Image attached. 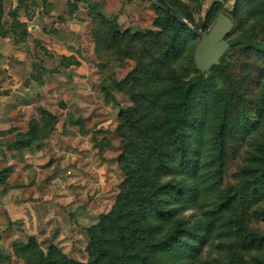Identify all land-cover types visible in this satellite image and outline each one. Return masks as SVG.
Wrapping results in <instances>:
<instances>
[{
	"label": "rangeland",
	"instance_id": "obj_1",
	"mask_svg": "<svg viewBox=\"0 0 264 264\" xmlns=\"http://www.w3.org/2000/svg\"><path fill=\"white\" fill-rule=\"evenodd\" d=\"M172 1L180 6L177 11L184 8L191 13L198 41L216 22L209 30L203 28L208 11L218 8L228 14L234 5V0ZM55 2L54 8L38 4L32 12H21L28 27L6 23L5 34L0 33L17 49L9 63L0 62V178L4 179L0 180V254L5 257L0 264H28L15 255L13 245L32 239L45 253L54 245L69 258L89 262L90 230L113 211L127 189L124 152L128 144L140 141L124 120L123 112L136 104L131 91L143 100L139 114L146 116L145 123L159 121L153 114L171 100L164 93L168 83L161 81L163 77L155 76L157 81L150 84L136 83L134 70L143 57L142 43L127 38L101 54L93 28L92 13L99 11L115 20L121 32L163 34L156 21L166 9L158 0ZM240 31H248L264 46V19L251 20ZM261 56L253 49L229 47L214 65L223 63L228 76H219L226 94L235 91L232 111L236 115L246 106L250 114L264 89ZM186 61L172 65L181 72ZM2 64L10 68L3 72ZM152 68L147 69L152 72ZM35 123L40 130L35 142L23 150L7 148ZM262 141L264 119L246 138L230 139L224 188L242 184L247 157ZM231 213L235 220L229 236L223 243L217 239L208 243L203 263L241 264L264 254L246 245L250 238L264 236V195L249 206L237 203Z\"/></svg>",
	"mask_w": 264,
	"mask_h": 264
},
{
	"label": "trees",
	"instance_id": "obj_2",
	"mask_svg": "<svg viewBox=\"0 0 264 264\" xmlns=\"http://www.w3.org/2000/svg\"><path fill=\"white\" fill-rule=\"evenodd\" d=\"M158 2L166 9L156 21L163 34L121 32L115 20L99 11L92 13L98 51L109 52L127 38L142 43L143 57L134 70L136 83L150 84L163 77L161 81L168 83L164 93L171 98L153 114L159 121L145 123L146 116L139 114L143 100L131 91L136 104L123 112L124 120L140 141L128 144L124 152L127 189L113 211L90 230L89 262L69 258L54 245L45 253L32 239L13 245L15 255L28 264H205L202 257L208 243L215 239L223 243L229 236L235 220L231 213L234 206H249L264 195L263 141L247 157L242 184L222 186L230 139L236 142L246 138L264 119V89L254 100L250 114L245 112L246 106L244 112L236 115L232 111L235 91L226 94L219 76H228L223 63L207 72L195 65L194 52L199 41L191 13L181 9L185 16V22H181L176 16L179 5L172 0ZM221 14L218 8L209 10L203 28L208 29ZM227 15L236 25L227 36L230 47L260 52L263 64L259 75L264 80V46L248 31H240L249 21L264 19V0H234ZM3 16L0 0V33L5 34ZM187 59L181 72L172 65ZM148 66H153L152 72ZM116 86L121 90L118 83ZM132 114L139 117L133 119ZM38 126L32 125L28 133L19 135L7 148L23 150L31 145L38 136ZM246 245L250 251L264 250V236L252 237ZM4 258L0 254V262ZM241 264H264V254Z\"/></svg>",
	"mask_w": 264,
	"mask_h": 264
},
{
	"label": "water",
	"instance_id": "obj_3",
	"mask_svg": "<svg viewBox=\"0 0 264 264\" xmlns=\"http://www.w3.org/2000/svg\"><path fill=\"white\" fill-rule=\"evenodd\" d=\"M177 17L185 20V16L180 11H177ZM233 29L232 18L223 13L217 18L210 31L200 39L194 52V62L200 71L207 72L212 66L220 63V58L230 47L227 36L233 32Z\"/></svg>",
	"mask_w": 264,
	"mask_h": 264
},
{
	"label": "crops",
	"instance_id": "obj_4",
	"mask_svg": "<svg viewBox=\"0 0 264 264\" xmlns=\"http://www.w3.org/2000/svg\"><path fill=\"white\" fill-rule=\"evenodd\" d=\"M3 2V24L6 27V23H9L8 26L11 27H28L25 20H22L20 17L21 12H32L33 9L37 7L38 4L44 7H51L53 8L56 6L55 0H2ZM6 37V36H5ZM8 40L4 37H0V62L5 60L9 63L10 58L12 55H15L16 48L15 46L7 42ZM14 57V56H13ZM7 68H10L9 65L2 64V70L5 72ZM11 70L7 72V75H10Z\"/></svg>",
	"mask_w": 264,
	"mask_h": 264
}]
</instances>
